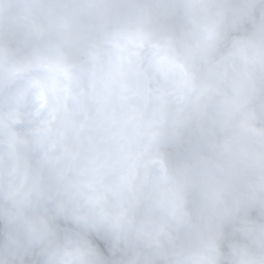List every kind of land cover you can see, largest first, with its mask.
<instances>
[{
    "label": "clouds",
    "instance_id": "clouds-1",
    "mask_svg": "<svg viewBox=\"0 0 264 264\" xmlns=\"http://www.w3.org/2000/svg\"><path fill=\"white\" fill-rule=\"evenodd\" d=\"M0 264H264V0H0Z\"/></svg>",
    "mask_w": 264,
    "mask_h": 264
}]
</instances>
